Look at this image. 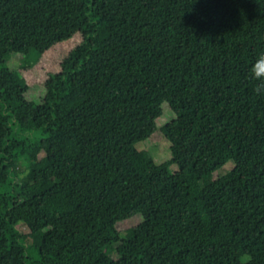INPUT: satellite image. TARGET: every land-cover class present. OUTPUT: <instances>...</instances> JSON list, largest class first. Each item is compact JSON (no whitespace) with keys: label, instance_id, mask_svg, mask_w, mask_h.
I'll return each mask as SVG.
<instances>
[{"label":"trees","instance_id":"1","mask_svg":"<svg viewBox=\"0 0 264 264\" xmlns=\"http://www.w3.org/2000/svg\"><path fill=\"white\" fill-rule=\"evenodd\" d=\"M76 33L27 100L9 57ZM262 53L264 0H0V264H264Z\"/></svg>","mask_w":264,"mask_h":264},{"label":"rangeland","instance_id":"2","mask_svg":"<svg viewBox=\"0 0 264 264\" xmlns=\"http://www.w3.org/2000/svg\"><path fill=\"white\" fill-rule=\"evenodd\" d=\"M81 42V35L76 33L69 40L55 45L41 56L31 54L27 58L20 55H12L4 64L5 67L18 72V66L21 64H30L28 69H20L19 74L27 81L32 90L26 95V99L30 100L36 105L42 102L43 91L41 84L47 79L48 73H57L60 71V63L64 56H66L73 48L78 46ZM162 116L157 120L158 131L155 132L148 140L142 141L136 145L138 151H147L153 157L157 164H162L171 158L170 148L172 143L180 145L183 154H187L192 144L189 139L178 133L175 128L176 116L168 109L166 105L162 106ZM233 167L230 162L221 170L214 174V178L221 177L226 174ZM172 171H176L177 167L173 166ZM136 221L126 220L117 225L118 231L123 232L136 225ZM23 233H27V228L24 226L18 227ZM122 264H127L129 261H122Z\"/></svg>","mask_w":264,"mask_h":264},{"label":"clouds","instance_id":"3","mask_svg":"<svg viewBox=\"0 0 264 264\" xmlns=\"http://www.w3.org/2000/svg\"><path fill=\"white\" fill-rule=\"evenodd\" d=\"M258 65H264V53H262L253 63L251 69V75L254 80L260 81L264 85V71H257ZM260 85H258L259 90Z\"/></svg>","mask_w":264,"mask_h":264}]
</instances>
